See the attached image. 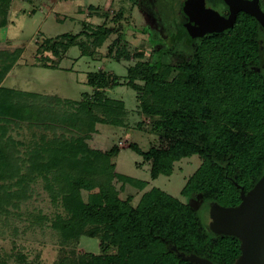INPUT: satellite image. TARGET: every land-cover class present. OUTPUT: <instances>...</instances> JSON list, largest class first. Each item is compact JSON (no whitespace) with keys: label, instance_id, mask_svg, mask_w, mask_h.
I'll list each match as a JSON object with an SVG mask.
<instances>
[{"label":"trees","instance_id":"trees-1","mask_svg":"<svg viewBox=\"0 0 264 264\" xmlns=\"http://www.w3.org/2000/svg\"><path fill=\"white\" fill-rule=\"evenodd\" d=\"M9 4L10 0H0V27L6 26L4 10ZM121 18L119 13L112 21L117 24ZM84 24L79 34L46 39L41 47H50L54 66L71 46L82 49L84 55L89 39L112 34L117 37L108 54L115 48L117 61L132 57L134 62L127 67L125 78L103 70L88 73L90 93L83 94L78 102L0 85V203L1 194L7 196L11 189L3 180L15 179L14 184L18 182L23 192L27 187L23 180L28 176L42 177L49 188L53 187L48 181L51 174L55 200L59 199L66 213L61 222L58 216L53 224L63 235V242L78 244L82 237L98 242L97 254H80L71 264H191L177 257L170 250L172 245L215 264H233L240 255L239 241L209 232L195 204L206 202L207 209L213 201L223 207L236 206L240 190L234 183L247 192L264 174V75L250 69L257 61L253 26H239L230 35L206 41L190 57L167 48L157 32L144 28L141 33L148 36L151 46L146 59L143 52L130 54L125 44L119 47L126 31L118 29L119 25L104 24L91 30ZM81 36L84 41H80ZM20 53L21 49L0 52V84ZM122 80L134 91L138 112L150 119L147 131L158 140L146 151L136 144L128 146L150 165L151 179L170 176L174 163L183 158L198 156L201 161L179 198L155 187L136 205L108 188H91L86 200L80 194L94 184L73 177L71 144L63 134L60 138L55 133H67L73 121L126 130L124 102L106 93L120 87ZM20 122L51 131L52 140L33 142L22 157L17 148L22 143L10 135Z\"/></svg>","mask_w":264,"mask_h":264},{"label":"rangeland","instance_id":"rangeland-1","mask_svg":"<svg viewBox=\"0 0 264 264\" xmlns=\"http://www.w3.org/2000/svg\"><path fill=\"white\" fill-rule=\"evenodd\" d=\"M4 11L7 23L0 27V52L13 53L21 49V53L12 71L2 79L0 85L3 88L78 102L83 94L90 93L86 85L88 73L103 70L125 78L127 67L134 62L132 57L129 61L123 58L117 61L115 48L110 54L107 51L117 34L103 39H89V50L84 55L82 49L71 46L59 67L54 66L55 59L50 47L43 49L41 46L46 39L81 33L84 31L82 23L91 30L104 24L109 27L119 25L118 29L126 30L119 47L125 44L124 49L130 54L139 51L143 52L146 59L150 56L148 36L141 30H154V26L146 13L125 0H10L9 7ZM119 13L122 16L119 23H113L112 19ZM1 17L0 12V20ZM79 39L84 41L85 37ZM121 82L120 87L108 89L106 93L124 102L129 125L126 130L117 131L106 125H86L73 121L67 133H55L60 138L63 134L71 144L73 177L94 184L90 185V190L82 189L80 194L86 200L91 188H108L120 199H128L136 205L144 193L155 187L179 198L180 191L201 161L198 156L183 158L174 163L170 176L151 179L150 165L144 163L128 146L136 144L146 151L152 145H157L158 140L146 129L150 119L138 112L134 91L126 86L125 80ZM137 123L141 124L137 126ZM10 135L22 143L17 147L22 157L27 147L33 146V142L52 140L51 131L28 122H20L17 128L13 127ZM40 136H44V139H40ZM115 150L116 153H113ZM24 165L28 166L29 163ZM50 175L48 181L53 184L50 187L52 190L42 177L25 178L23 181H27V187L23 192L18 182L14 184L15 179H2L11 185V189L7 196L1 194L0 264H71L80 254L98 253L97 240L82 237L78 244L72 241L64 243L63 235L56 230L57 226H53L57 217L61 216V222L66 213L59 199L55 200V181ZM206 205L202 201L195 204L204 221L207 216Z\"/></svg>","mask_w":264,"mask_h":264},{"label":"flooded vegetation","instance_id":"flooded-vegetation-1","mask_svg":"<svg viewBox=\"0 0 264 264\" xmlns=\"http://www.w3.org/2000/svg\"><path fill=\"white\" fill-rule=\"evenodd\" d=\"M146 13L167 48L190 57L202 43L215 37L230 35L239 26H253L257 61L250 69L264 75V0H136ZM242 9L258 13L262 22ZM230 22V26L228 25ZM225 27L221 32L201 31ZM246 27V28H247Z\"/></svg>","mask_w":264,"mask_h":264},{"label":"water","instance_id":"water-1","mask_svg":"<svg viewBox=\"0 0 264 264\" xmlns=\"http://www.w3.org/2000/svg\"><path fill=\"white\" fill-rule=\"evenodd\" d=\"M262 22L258 13L242 9ZM230 22L227 26H230ZM225 27L198 32H221ZM240 190V203L233 207H223L218 202H211L207 209L205 225L216 236H230L239 241L240 255L233 264H264V174L247 192L234 183ZM170 250L181 260L191 264H215L193 253L178 251L175 245Z\"/></svg>","mask_w":264,"mask_h":264},{"label":"crops","instance_id":"crops-1","mask_svg":"<svg viewBox=\"0 0 264 264\" xmlns=\"http://www.w3.org/2000/svg\"><path fill=\"white\" fill-rule=\"evenodd\" d=\"M65 56H66V54H65V55H64V56L61 58V60H62V59H64V58H65ZM53 57H54V56H53ZM54 59H55V58H54ZM61 60H60V61H61ZM60 61L58 62V64H57V66H56V67H59V63H60ZM11 71H12V70H11Z\"/></svg>","mask_w":264,"mask_h":264}]
</instances>
